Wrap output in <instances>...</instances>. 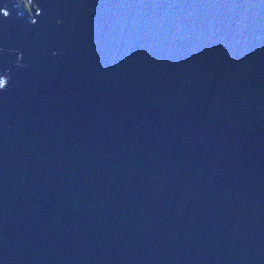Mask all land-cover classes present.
Here are the masks:
<instances>
[{"label":"water","instance_id":"1","mask_svg":"<svg viewBox=\"0 0 264 264\" xmlns=\"http://www.w3.org/2000/svg\"><path fill=\"white\" fill-rule=\"evenodd\" d=\"M16 4L0 264H264V0Z\"/></svg>","mask_w":264,"mask_h":264},{"label":"rangeland","instance_id":"2","mask_svg":"<svg viewBox=\"0 0 264 264\" xmlns=\"http://www.w3.org/2000/svg\"><path fill=\"white\" fill-rule=\"evenodd\" d=\"M17 1H18V4H16L14 6V8L16 9V11H18L19 7H22V8H29V10H26L25 13H31L30 12L31 10H30V7H29L27 1H32V0H17ZM30 6H32L33 9L35 7L33 4H31Z\"/></svg>","mask_w":264,"mask_h":264},{"label":"clouds","instance_id":"3","mask_svg":"<svg viewBox=\"0 0 264 264\" xmlns=\"http://www.w3.org/2000/svg\"><path fill=\"white\" fill-rule=\"evenodd\" d=\"M31 2V4H32V1H30ZM30 2L29 1H27V3H28V5H29V7H30ZM26 10H29V8H26Z\"/></svg>","mask_w":264,"mask_h":264}]
</instances>
